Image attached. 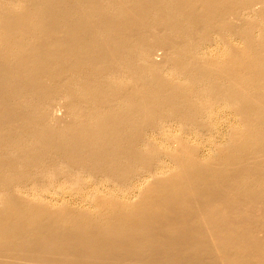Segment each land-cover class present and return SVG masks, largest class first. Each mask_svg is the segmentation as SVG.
Here are the masks:
<instances>
[{"label": "bare ground", "instance_id": "6f19581e", "mask_svg": "<svg viewBox=\"0 0 264 264\" xmlns=\"http://www.w3.org/2000/svg\"><path fill=\"white\" fill-rule=\"evenodd\" d=\"M0 264H264V0H0Z\"/></svg>", "mask_w": 264, "mask_h": 264}, {"label": "rangeland", "instance_id": "374dc122", "mask_svg": "<svg viewBox=\"0 0 264 264\" xmlns=\"http://www.w3.org/2000/svg\"><path fill=\"white\" fill-rule=\"evenodd\" d=\"M220 126V127H219ZM225 126V127H224ZM218 125V131H219V133H224L226 130H227V127H226V125ZM223 127V129H224V131H221V130H223V129H220V128H222ZM177 134V132H173V134ZM219 133L217 134L218 136H217V139H218V141H222V139H223V137H224V135H220L219 136ZM223 136V137H222ZM219 137V138H218ZM220 138H221V140H220ZM190 139V138H189ZM172 142H177V139L174 137L173 138V140H171ZM189 141H192L191 139L189 140ZM173 146H175V145H173ZM208 148V147H207ZM207 150H205V148H203V152H202V155H205V154H207ZM65 198L63 199L65 202V204H66V206H67V208L69 209V210H71V211H79V210H89V211H91V207H90V205H86V204H78V203H76L75 201H73L69 196H64ZM57 198H62L60 195L57 197ZM69 201V202H67V201ZM58 201H62V200H58ZM55 207H57V206H59V204L57 203L56 205H54Z\"/></svg>", "mask_w": 264, "mask_h": 264}]
</instances>
